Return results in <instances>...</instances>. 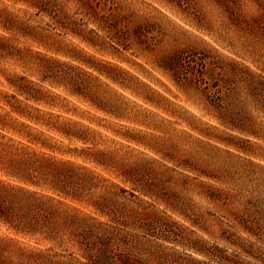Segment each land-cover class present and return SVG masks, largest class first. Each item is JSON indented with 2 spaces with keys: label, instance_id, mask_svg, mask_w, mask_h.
I'll return each instance as SVG.
<instances>
[{
  "label": "rangeland",
  "instance_id": "374dc122",
  "mask_svg": "<svg viewBox=\"0 0 264 264\" xmlns=\"http://www.w3.org/2000/svg\"><path fill=\"white\" fill-rule=\"evenodd\" d=\"M227 1L108 0L106 7L112 6L120 25L130 30L124 46L115 43V48L107 43L108 30L93 22L83 27L98 31L96 47L31 11L24 15L21 2L0 0V7L30 17L29 25L43 26L31 30L36 37L0 26V140L5 143L0 145V176L15 179L6 171L22 157L25 147L19 141L28 145L25 150L81 162L127 188L132 185L117 176L118 169L138 165L163 191L165 201L148 198L178 221L174 228L213 241L210 231L226 225L223 221L245 197H264V139L246 141L242 133L218 124L204 110L202 95L178 87L158 63L180 52L233 57L264 69V40L252 24L264 14V0ZM83 89L94 92L100 106L83 96ZM259 119L264 122V116ZM68 120L76 122L73 129L84 130L86 142L52 128ZM218 136L256 153L238 150ZM94 150L105 152L101 157L107 166L81 156H92ZM211 187L219 192L215 199L207 196ZM0 235L28 240L1 220Z\"/></svg>",
  "mask_w": 264,
  "mask_h": 264
},
{
  "label": "trees",
  "instance_id": "16d2710c",
  "mask_svg": "<svg viewBox=\"0 0 264 264\" xmlns=\"http://www.w3.org/2000/svg\"><path fill=\"white\" fill-rule=\"evenodd\" d=\"M12 1L25 4L20 8L24 15L31 11L35 17L46 18L47 25L59 26L94 47L99 33L84 28L87 22L108 30L111 35L107 43L115 48V43L124 46L123 40L130 36L112 6L106 7L108 0ZM70 4L75 8L73 12ZM79 10L86 19L75 16ZM24 15L0 7V26L36 37L31 30L43 26L29 25L30 17ZM254 19L253 28L264 40V14ZM158 66L185 92L198 91L205 101L204 110L218 124L242 133L246 141L251 140L250 136L264 139V122L259 119L264 116V69L233 57L180 52L162 57ZM69 79L78 86L75 75H69ZM83 90V96L100 106L94 92ZM13 110L25 115L18 107ZM75 125L68 120L52 128L86 142L84 130L73 129ZM201 132L215 136L204 129ZM218 138L238 150L256 153ZM0 145L5 143L0 140ZM17 145L25 147L22 157L12 161V169L6 171L15 179L0 176V220L28 240L0 235V264H264V197H245L240 209L230 211L231 219L222 220L226 225L217 232L210 231L214 236L210 242L192 234L183 235L174 228L178 221L149 199L167 200L163 191L138 165L118 169L117 176L132 185L127 188L81 162L25 150L28 145L21 141ZM104 155V151L94 150L92 156H81L107 166L108 160L101 157ZM212 188L207 196L215 199L219 192ZM171 206L177 210L176 205ZM190 220L198 225L195 219ZM12 242L19 244L10 248Z\"/></svg>",
  "mask_w": 264,
  "mask_h": 264
}]
</instances>
